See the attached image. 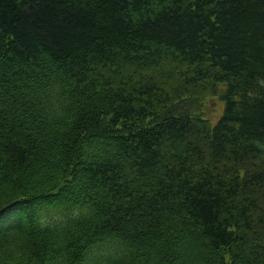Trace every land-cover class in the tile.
<instances>
[{"label": "trees", "instance_id": "obj_1", "mask_svg": "<svg viewBox=\"0 0 264 264\" xmlns=\"http://www.w3.org/2000/svg\"><path fill=\"white\" fill-rule=\"evenodd\" d=\"M0 264H264V0H0Z\"/></svg>", "mask_w": 264, "mask_h": 264}, {"label": "rangeland", "instance_id": "obj_2", "mask_svg": "<svg viewBox=\"0 0 264 264\" xmlns=\"http://www.w3.org/2000/svg\"><path fill=\"white\" fill-rule=\"evenodd\" d=\"M189 106V105H188ZM180 108L185 107V104H181L179 106ZM194 107H198L200 110L201 115L208 119L210 123H215L217 119L221 116L223 113L224 104L217 96H208L204 99L202 103H191L190 110ZM187 108V106L185 107ZM24 219L22 218L21 222Z\"/></svg>", "mask_w": 264, "mask_h": 264}]
</instances>
